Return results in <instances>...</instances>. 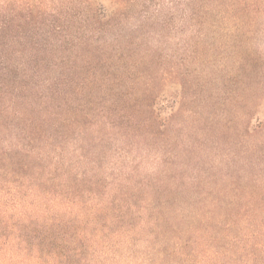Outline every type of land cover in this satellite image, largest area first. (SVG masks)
I'll use <instances>...</instances> for the list:
<instances>
[{
    "label": "rangeland",
    "instance_id": "obj_1",
    "mask_svg": "<svg viewBox=\"0 0 264 264\" xmlns=\"http://www.w3.org/2000/svg\"><path fill=\"white\" fill-rule=\"evenodd\" d=\"M0 264H264V0H0Z\"/></svg>",
    "mask_w": 264,
    "mask_h": 264
}]
</instances>
